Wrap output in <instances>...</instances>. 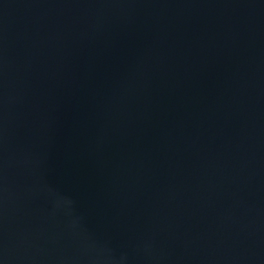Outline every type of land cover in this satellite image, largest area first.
<instances>
[{"label":"water","instance_id":"1","mask_svg":"<svg viewBox=\"0 0 264 264\" xmlns=\"http://www.w3.org/2000/svg\"><path fill=\"white\" fill-rule=\"evenodd\" d=\"M0 264H264V0H0Z\"/></svg>","mask_w":264,"mask_h":264}]
</instances>
